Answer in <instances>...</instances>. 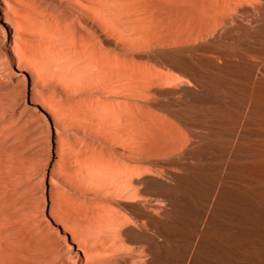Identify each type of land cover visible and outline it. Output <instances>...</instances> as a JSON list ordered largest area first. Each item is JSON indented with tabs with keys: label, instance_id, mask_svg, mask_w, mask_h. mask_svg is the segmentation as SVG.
I'll return each mask as SVG.
<instances>
[{
	"label": "rangeland",
	"instance_id": "374dc122",
	"mask_svg": "<svg viewBox=\"0 0 264 264\" xmlns=\"http://www.w3.org/2000/svg\"><path fill=\"white\" fill-rule=\"evenodd\" d=\"M229 2L0 0V264L141 263L116 202L136 199L138 163L179 148L167 114L142 104L157 76L145 56L203 42Z\"/></svg>",
	"mask_w": 264,
	"mask_h": 264
},
{
	"label": "bare ground",
	"instance_id": "6f19581e",
	"mask_svg": "<svg viewBox=\"0 0 264 264\" xmlns=\"http://www.w3.org/2000/svg\"><path fill=\"white\" fill-rule=\"evenodd\" d=\"M229 8L206 42L145 56L157 76L142 104L167 114L179 148L138 163L148 176L133 181L141 184L136 199L116 202L129 214L121 235L140 264H264V61L247 55L264 56V0H230ZM147 178L157 186L142 184ZM162 245L169 253L159 252Z\"/></svg>",
	"mask_w": 264,
	"mask_h": 264
}]
</instances>
